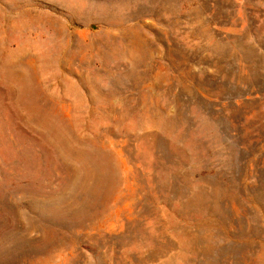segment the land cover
Instances as JSON below:
<instances>
[{
	"label": "rangeland",
	"instance_id": "374dc122",
	"mask_svg": "<svg viewBox=\"0 0 264 264\" xmlns=\"http://www.w3.org/2000/svg\"><path fill=\"white\" fill-rule=\"evenodd\" d=\"M0 264H264V0H0Z\"/></svg>",
	"mask_w": 264,
	"mask_h": 264
}]
</instances>
